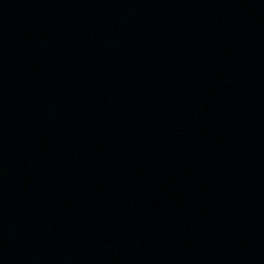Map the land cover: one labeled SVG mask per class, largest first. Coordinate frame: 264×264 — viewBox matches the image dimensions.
<instances>
[{
	"label": "water",
	"instance_id": "water-1",
	"mask_svg": "<svg viewBox=\"0 0 264 264\" xmlns=\"http://www.w3.org/2000/svg\"><path fill=\"white\" fill-rule=\"evenodd\" d=\"M0 264H264V0H0Z\"/></svg>",
	"mask_w": 264,
	"mask_h": 264
}]
</instances>
